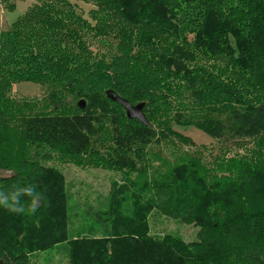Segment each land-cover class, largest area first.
Wrapping results in <instances>:
<instances>
[{"label":"trees","instance_id":"trees-1","mask_svg":"<svg viewBox=\"0 0 264 264\" xmlns=\"http://www.w3.org/2000/svg\"><path fill=\"white\" fill-rule=\"evenodd\" d=\"M72 1L94 6L90 20ZM114 33L109 55L86 45ZM22 81L43 97L17 101ZM108 89L143 103L148 124ZM174 125L219 149L204 161L208 147ZM172 140L194 150L154 165L151 146ZM54 158L122 173L89 210L102 234H69L65 177L43 162ZM0 171V191L43 195L34 212L0 209V264L63 245L68 264H264V0H34L0 31ZM152 213L197 226V240L152 237Z\"/></svg>","mask_w":264,"mask_h":264},{"label":"rangeland","instance_id":"rangeland-1","mask_svg":"<svg viewBox=\"0 0 264 264\" xmlns=\"http://www.w3.org/2000/svg\"><path fill=\"white\" fill-rule=\"evenodd\" d=\"M73 3L76 5V11L83 18L90 20L88 12L94 6L91 3L83 1H75ZM32 4H34V0H15V5L10 9L0 1V31L9 28L16 18L24 14ZM118 42L119 39L115 33L98 37H94L93 34L86 35V45L93 54L97 52L102 55H109L116 51ZM70 47L73 48V45L70 44ZM43 92V87L29 81L15 83L11 89V94L17 101L40 99L43 97ZM173 128L183 136L190 138L197 146L205 145L208 147V151L206 149L203 151L204 161L210 159V152L214 153L220 147L219 142L213 140L206 133L195 127L185 128L174 125ZM100 140H102L101 137ZM193 150L194 148L185 142L176 140L173 142L172 140V142L160 146L152 145L151 151L157 153L155 157L152 155L155 159L152 156L151 158L154 161V165H159L160 161L157 159V156L172 161L173 154H179L184 151L191 152ZM43 162L46 166H52L56 170H59L65 177L69 234L74 235L78 232H88L90 229L91 234H102L103 232L98 220L89 213V210L91 208H101V201H105L107 198L111 182H121L122 173L103 168H94L90 165L77 166L55 158ZM9 174V172L0 171V177L8 176ZM198 229L193 224H184L159 213H152L149 217V233L152 237L156 238L171 234L181 238L183 242H191L197 240L196 233ZM68 262L69 256L67 248L64 245L40 252L34 258V264H68Z\"/></svg>","mask_w":264,"mask_h":264},{"label":"clouds","instance_id":"clouds-1","mask_svg":"<svg viewBox=\"0 0 264 264\" xmlns=\"http://www.w3.org/2000/svg\"><path fill=\"white\" fill-rule=\"evenodd\" d=\"M23 197H27V200L22 202ZM42 199L43 195L36 191V186L33 184L23 187L13 185L7 192L0 191V209L15 215L23 213L27 206L28 210L34 212Z\"/></svg>","mask_w":264,"mask_h":264},{"label":"water","instance_id":"water-1","mask_svg":"<svg viewBox=\"0 0 264 264\" xmlns=\"http://www.w3.org/2000/svg\"><path fill=\"white\" fill-rule=\"evenodd\" d=\"M107 98L113 102L118 103L125 110V114L128 118H135L143 124H148L144 113L142 112L143 103L130 104L127 100L119 96L116 92L111 89L105 91Z\"/></svg>","mask_w":264,"mask_h":264}]
</instances>
